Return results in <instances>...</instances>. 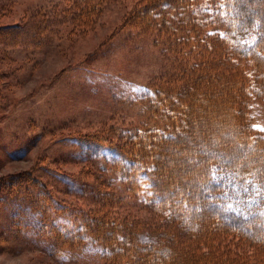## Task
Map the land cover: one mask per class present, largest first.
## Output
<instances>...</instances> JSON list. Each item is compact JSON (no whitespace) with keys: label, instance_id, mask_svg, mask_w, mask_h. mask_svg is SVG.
<instances>
[{"label":"trees","instance_id":"1","mask_svg":"<svg viewBox=\"0 0 264 264\" xmlns=\"http://www.w3.org/2000/svg\"><path fill=\"white\" fill-rule=\"evenodd\" d=\"M67 1L63 13L85 30L115 0ZM23 22L0 23V51L39 49L56 19L38 12ZM121 30L171 50L172 73L143 97L151 125L116 140L70 138L96 179L90 210L61 200L27 172L0 178V200L22 219L19 228L47 238L57 256L85 248L97 249L104 264H264V131L252 124L251 108L264 102V0H144ZM181 150L193 160L170 173L167 162ZM112 176L146 199L151 221L114 212ZM23 183L40 189L36 206L17 202ZM234 184L254 186L252 207L234 210Z\"/></svg>","mask_w":264,"mask_h":264},{"label":"rangeland","instance_id":"2","mask_svg":"<svg viewBox=\"0 0 264 264\" xmlns=\"http://www.w3.org/2000/svg\"><path fill=\"white\" fill-rule=\"evenodd\" d=\"M143 1L107 2L93 26L80 30L70 14L63 13L70 8L67 0H0L3 25L25 23L38 12L56 19L52 36L39 49L0 51V178L27 172L47 182L61 200L90 210L96 179L88 177L91 167L82 162L70 138L104 134L116 140L122 133L145 132L153 122L143 101L147 87L172 73L171 50H160L151 36L121 30ZM251 108L252 124L264 126V102H254ZM181 151L167 162L170 173L180 161L187 159L185 168L191 164L194 155ZM112 177L118 199L114 212L130 221H151L146 199ZM40 192L32 183H23L15 196L20 204L34 207ZM255 202L254 186L234 184L229 195L233 208L244 210ZM21 222L14 208L0 200V264H104L97 249L53 254L47 238L19 228Z\"/></svg>","mask_w":264,"mask_h":264},{"label":"snow or ice","instance_id":"3","mask_svg":"<svg viewBox=\"0 0 264 264\" xmlns=\"http://www.w3.org/2000/svg\"><path fill=\"white\" fill-rule=\"evenodd\" d=\"M254 127H260L261 130H264V126H261V125H255ZM236 212H240L241 210L240 209H234ZM244 215H247V213H244Z\"/></svg>","mask_w":264,"mask_h":264}]
</instances>
